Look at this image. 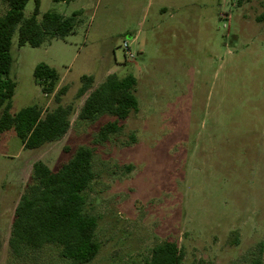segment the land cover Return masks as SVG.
Instances as JSON below:
<instances>
[{
    "label": "rangeland",
    "instance_id": "rangeland-1",
    "mask_svg": "<svg viewBox=\"0 0 264 264\" xmlns=\"http://www.w3.org/2000/svg\"><path fill=\"white\" fill-rule=\"evenodd\" d=\"M38 1L39 21L80 14L74 34L40 47H19L16 32L11 114L57 106L35 82L41 63L59 73L74 114L68 133L39 149L14 130L1 135L0 264H72L52 245L16 258L9 240L33 164L56 171L80 147L94 152L84 194L101 249L89 264H145L167 241L184 264H264V0ZM35 8L29 0L25 18ZM7 10L0 0V16ZM113 74L136 78L139 111L101 142L116 118L80 120L89 93L77 95L83 76L96 88Z\"/></svg>",
    "mask_w": 264,
    "mask_h": 264
},
{
    "label": "trees",
    "instance_id": "trees-1",
    "mask_svg": "<svg viewBox=\"0 0 264 264\" xmlns=\"http://www.w3.org/2000/svg\"><path fill=\"white\" fill-rule=\"evenodd\" d=\"M3 1L8 10L0 16V111H3L0 139L4 132L14 130L24 149H39L61 140L68 133L74 107L62 105L68 87L57 90L59 73L41 63L34 71L35 82L46 96L54 95L57 106L47 111L31 106L16 115L11 114L16 89V83L10 78L13 38L18 32L19 47H40L54 39H64L75 33L80 12L67 17L49 11L39 21L38 0L30 18L24 16L29 0ZM81 81L78 98L89 94L79 119L93 122L104 115L116 118L99 131V140L106 142L110 135L122 129L120 121L128 119L133 111H139L137 80L133 75L120 78L113 74L96 88L93 76H83ZM93 161V150L80 147L74 157L56 171L41 161L33 164L30 182L15 209L9 240L14 257L22 258L52 245L58 247L61 257L72 264H89L95 260L101 249L96 239L99 219L86 212L84 194L95 179ZM145 264H184V253L176 242H163L152 249L151 257ZM251 264L263 262L261 258H256Z\"/></svg>",
    "mask_w": 264,
    "mask_h": 264
},
{
    "label": "built area",
    "instance_id": "built-area-1",
    "mask_svg": "<svg viewBox=\"0 0 264 264\" xmlns=\"http://www.w3.org/2000/svg\"><path fill=\"white\" fill-rule=\"evenodd\" d=\"M124 48H125V50L127 51L128 55H129V56H132V55L130 54L129 46H128L127 43L124 44Z\"/></svg>",
    "mask_w": 264,
    "mask_h": 264
},
{
    "label": "crops",
    "instance_id": "crops-1",
    "mask_svg": "<svg viewBox=\"0 0 264 264\" xmlns=\"http://www.w3.org/2000/svg\"><path fill=\"white\" fill-rule=\"evenodd\" d=\"M58 88V87H57ZM38 162V161H37Z\"/></svg>",
    "mask_w": 264,
    "mask_h": 264
}]
</instances>
